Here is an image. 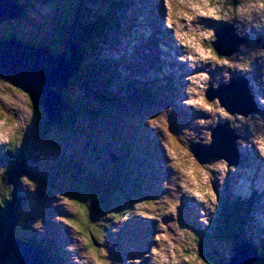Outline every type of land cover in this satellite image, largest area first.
I'll return each instance as SVG.
<instances>
[{
	"label": "rangeland",
	"instance_id": "1",
	"mask_svg": "<svg viewBox=\"0 0 264 264\" xmlns=\"http://www.w3.org/2000/svg\"><path fill=\"white\" fill-rule=\"evenodd\" d=\"M45 1H49L51 5H55L56 3L59 4V0ZM136 1L138 0H134L133 3ZM161 1L163 2V5L160 7V10H166V13L169 15L170 25L174 24L173 28L176 32L175 35L178 38L175 36H173V38H169L164 35L165 30L168 28V26L164 22L160 24V30L157 29L154 22H145V27L140 26L139 30L134 33V36L129 41L126 42L124 40H120L121 44H118V47L111 50L110 52L113 53L116 59L119 60L123 55L128 57L126 65H121V74L123 77L125 75H128L127 73L135 67L140 68V63L146 61L144 56H146V52L148 50L149 53L155 52L159 56V71L166 75L171 73V75H173L174 77H178L180 72L182 75L183 71L186 68V62L188 61L189 65L192 68L201 65V71L198 70L189 77L190 83L189 86H186L185 90L187 98L183 100V102L188 100L194 107V110L197 112L194 115L195 118L192 120V123L184 122L185 127L179 126V124H181L182 122L171 123L167 118V108L165 107L167 103L165 101L160 102L159 105L161 107H154L158 105V102H153L154 106L143 109L142 105L140 108L139 98L137 99L138 110H130L127 113L120 112V119L115 122L116 133L119 136H123L128 124V122H126L123 117L129 116V112L133 114V118L135 120H138V122L143 119L141 118L140 114L141 110L144 113L154 112L155 115L150 116V121L153 122L147 123V125H149L151 129V137L155 138L156 144H163V154L170 158V162L173 167V169L171 170L172 172H175L174 181H178L179 186L178 188L173 186V197L170 199L171 201H169V203H165V207L162 211L163 217L166 216L168 219L171 213L176 212V206L179 202V197H182L183 193L186 194L185 190L182 187V180H184L183 182L188 186H191L194 190L206 188L203 196L205 199V195L211 193L210 189L212 191L214 189L212 188L214 180L217 179L216 184L218 183L219 185L221 184L220 176L222 175V173L225 171L229 172L230 169L234 170V167H224L221 162L213 163L211 165L209 163L199 162L197 158L194 157V154L189 150L188 145L192 141H202L203 143L209 142L212 135L211 129H213L214 124H216L220 119L222 121H229L233 123L230 126L231 128L236 130V128L234 127V115H229V112L224 110V108L221 107L220 104H218V101L213 104L214 101L211 102V100H207L205 96L207 92L206 89L209 87V85H213L215 88H217L219 83L229 81V79L232 78V72L234 71H237L239 74L250 73V66L254 65V62L244 66L237 63L241 58V53L244 50L243 45H240V50L234 53L231 57H226L225 55L217 56L212 49L211 43L212 41L216 40L215 30L221 28L223 24L231 26L234 25L236 27V32H238L241 36L243 34L256 35L260 31L257 30L259 29V27H262L261 30H264V0H166L167 5L165 0ZM232 1H235L237 5H232ZM86 2L87 4H90L89 0H86ZM139 2H141V5L143 4L142 1ZM243 7L248 10H252L254 13V17H251V15L247 14L246 17L241 19L238 15L242 12ZM253 7H255L256 9H254ZM99 8L101 9L103 7ZM35 9L37 10V12L33 11V15L38 14V12H44V10H41L37 7H35ZM158 12L159 11H157V13ZM153 13H148V15L152 16ZM157 13L155 12V14ZM170 14L172 16H170ZM159 16L160 14L158 15V17ZM233 16H235V19ZM246 18L249 20H247ZM251 20L256 21L255 25L251 26L244 23H249ZM124 21L127 20L124 19ZM208 21H211L214 25H217L213 26L215 27V29L210 26V22ZM151 25L152 28L150 31H148L147 28ZM3 27L11 28V25L8 23H2L0 29ZM11 33L16 34L17 32L11 30ZM227 35L229 46L234 47L235 41L237 40L235 37L234 41L231 36H236V34L230 32ZM65 38L67 39L65 40V43L67 44L68 38ZM174 39L178 41L179 47H186L185 50L188 54L183 51V55H181L178 52V50L176 49L177 43H175ZM166 46L171 48L169 52L171 53V55H165ZM155 48L156 50L153 51ZM262 48V52L255 53L253 58L250 57V55H253V52H250L248 55L252 60L258 57L256 59V62L260 66L259 75H257L252 80L254 83V87H256L258 91H264V42L262 44ZM141 51H143V54H140ZM228 51H230V49ZM62 53H65V55H69L70 48L64 50ZM232 59L236 62L231 61ZM182 60L183 65L181 66ZM205 63L209 64V67ZM150 67V65H146L144 69H149ZM206 68L207 71H205ZM96 69L98 70V67ZM137 79L139 82V77ZM175 79H173V81L171 82H174ZM10 85L11 84L8 81L3 82L2 80H0V150H3L2 144H7L8 140L11 139L16 140V142L20 146L25 138L21 136L20 131L15 130L16 125L14 124V122L18 126H20V129L22 127L25 128L26 126L22 123H27L30 119L33 121L35 116L32 113V109L29 105L27 97L23 93L15 91L12 88V85ZM111 86L112 84H109V89L111 88ZM144 90L148 91V88L145 84ZM178 92L179 95H181L182 88L178 87ZM258 95L261 101L264 103V93H262V95ZM236 96L237 95L235 94L233 98L234 100H238ZM230 97V95H227L226 99L224 97L227 104L232 103ZM3 104L7 105L8 108H19L20 111L10 112L8 111V108L3 109ZM228 108L230 109L231 106H229ZM102 111L105 112L104 108H102ZM199 112L206 114L207 116H209V118H200L201 116H199ZM15 114H17L18 116L15 117ZM107 114L106 117L104 115L100 119V121L105 123L108 120H112L110 118V115L114 114V111H110ZM36 118L37 116H35V119ZM239 119L244 122L242 124V127L249 124L253 125V129L248 127L244 132L245 138L250 137V135L254 132L257 133V130H264L263 127H254L255 124L252 122H256L258 120L255 119L254 121H252L253 117H250L249 119H243L242 116H238V120ZM90 122H94V120ZM191 124L192 126L195 125L199 127H196L197 130L190 129L189 127L191 126ZM109 125H111V123ZM174 125L175 127L183 128V130L178 131L177 133L173 132L172 129ZM11 126L13 130L11 129ZM80 126L83 125L78 124V127L82 128ZM78 127L76 126V129H78ZM237 129L239 128L237 127ZM243 131L244 130H240V132L237 134L241 136L243 134ZM50 132L55 131L46 129V133ZM68 133L70 132H66L65 134L69 136L70 134ZM126 135H131V147L134 146V143H136L135 140L137 139L138 142H141L137 144V147L141 146V144L143 145L147 143V148H152L150 142L144 136H141L140 133L133 134L131 131H129ZM59 136L60 135L57 134V137ZM103 137L109 136L106 133L103 135ZM63 139L67 140V137L65 135L62 136L61 141L63 146H60L57 142V148H55L52 144H49L50 142L46 143L45 140L41 142L40 146L39 143L37 144V149H35L34 146H31L29 148V150H32L33 153H31L32 157H30L25 167H27L28 171L32 174L26 173L24 167H21L20 165L17 168H11L14 179L18 180L19 184L24 188L22 189V191L24 192L23 204L18 206L7 204L8 206H3V208H6L8 212L10 214L13 213V215L24 210L22 212V216L26 218L31 217L30 221L28 223L24 222L23 227H21V234L23 235V238L20 241L26 243V239L29 236L36 237L34 238V240L37 241V244L33 245L38 249V246L41 244V242H43V244H46L45 241H47V239L51 241L56 240L60 243L62 248L65 249L66 247V249H68L72 254V264H90L89 262H87H91L90 257L93 258V263L99 264H112L113 262L116 263V261V264H206L204 262L198 261L194 254V251L192 250L189 251L190 255H188L187 257L182 256V253L187 249L183 246H174L173 244H170L171 241H166V245H163L164 247L156 245V243H154L151 246L149 252L139 249L137 248V246L133 248L131 244L132 238L129 237L125 231H120V236L118 235V233H116V238L117 240H120V242L124 243L125 250L129 249V247H132L130 248V251H132L130 252V255H128V257L120 256L119 260H117V256L115 255L116 257L110 261V256H107L108 252L103 244H99L97 253L91 252V247H88L85 250V245L89 246L91 238L89 236V232L83 226L85 225V227H88L90 224L92 225L95 218L97 217H95L94 211L91 210L85 203L91 200L92 197L90 198L85 191H81L84 189V182L82 180L83 178L81 176L80 177L82 179L77 177V181L75 182H73L72 180L73 176L72 178L69 177L68 180L63 177L62 181L58 180V178H54L55 181H51L49 179V184L53 188V192H46V188L44 187L37 188V184H35L31 180V175L37 174L38 172L40 173L45 169L48 170L54 165H56L58 169V164L60 162H62V170L60 171V173H62L63 176L65 174L68 176V170L79 172L80 165L88 164L90 162L85 156V153L87 152L85 144L89 142L88 132L83 131L78 140H74V138H71L73 141V144H71V146L68 145V142L65 143ZM254 145H258V142H255ZM259 145L263 148L264 154V138L259 139ZM108 146L110 148V151H113L115 149V143L108 144ZM231 147L233 148L232 141ZM54 149L56 150L53 151ZM65 150H67L69 153L73 152L76 155V160L74 161L72 159H67V156L64 153ZM231 150L232 149H229L228 151ZM62 152L64 157L61 156ZM44 153L46 154L43 156L42 154ZM165 155L164 157L168 159ZM120 168L124 173V166H120ZM16 169L18 170V174L21 173L19 176L17 175ZM126 170L128 169L126 168ZM218 172H221L219 176L216 174ZM232 173L236 174L237 171L234 170ZM97 176L99 178H103V172H97ZM232 178L233 181L236 180V176L232 175ZM7 185L11 188V195H13V185L9 183V179ZM108 185H110V183H108ZM69 186H72L75 191H70V189L68 188ZM28 190L31 192L32 198L28 196ZM241 195H243V193ZM94 196L95 195L93 194V198ZM261 197L264 199V194H262ZM75 198L80 199L83 203L78 202ZM8 201L12 202V196L11 198H8ZM99 202L101 204L100 206L105 205L103 204L104 201L102 199ZM213 202L214 200L210 198V205ZM59 206L62 207V211L58 213L57 207ZM143 208L147 210L144 206ZM260 209L262 211L264 210V203L261 205ZM155 216L160 219V215L155 213ZM260 216V212L256 210L254 227L250 232H255L257 226L264 229V213L262 214V220ZM47 217H50L52 220L58 221V223H56L57 234L53 239H50L49 236L54 229L48 231L46 227H41L38 222L40 219H45ZM13 226L14 224L12 225V227ZM81 232H83V234ZM160 234L162 235L163 233L160 232ZM172 238L177 240L176 236H173ZM126 240L129 241L126 242ZM185 246L187 248L189 247L191 249H195L194 244H192L190 241H188V244ZM81 252L83 254H79ZM52 254L53 251L51 246L49 249L44 250V256H42V260L44 257L46 261H43V264L56 263V259H54V256ZM76 255L79 258H77ZM228 255L229 254H227V256ZM260 264H263V262H260Z\"/></svg>",
	"mask_w": 264,
	"mask_h": 264
},
{
	"label": "trees",
	"instance_id": "2",
	"mask_svg": "<svg viewBox=\"0 0 264 264\" xmlns=\"http://www.w3.org/2000/svg\"><path fill=\"white\" fill-rule=\"evenodd\" d=\"M13 2H15L16 0H11ZM24 8V12L22 14V16L20 17V19L18 20H13L10 21L12 22V24H19V21L24 22L27 21V19H29V17L27 16L26 13V6H23ZM78 13V12H77ZM66 18V27H67V31L69 32V35L71 37H75V40H78V42L82 45V48L84 50V58H83V64L81 65L80 68V73H79V82L78 84L76 82H71V86H82L83 88H85L87 91H89V87H84V84H82V81L86 80V78L92 83V80L97 84L100 85L103 83L104 79L102 76H98V75H94L93 74V67L90 66L89 63H86L88 61V58L90 57L89 55H91V53L93 52L94 49V40L98 41V40H102L103 38V34L105 33V31H109V26H110V22H104L106 20H104L103 22H101L98 26H96L95 24H93L92 22H90L89 20L82 22L80 20H73L69 15H65ZM10 24V23H9ZM115 26H118V22L115 23ZM23 31H18L17 30V34L16 36L21 38L26 44H33V45H37L39 44H58L62 42V39L60 36H58V34L56 32L52 33L48 32L46 29H44V33L45 35H41L40 34V39H39V35H35L34 34V28L31 27H21ZM44 26H40V29H43ZM39 34V33H37ZM92 35H95L94 37ZM8 36L4 33H0V39L2 40H8ZM97 46V44H96ZM97 49V47H96ZM95 68H97L96 66H94ZM116 68V67H115ZM97 80V81H96ZM77 84V85H75ZM72 88V87H71ZM108 86L104 85V89L107 90ZM90 92V91H89ZM92 92V91H91ZM107 92H110L109 90ZM66 95H70V93L68 91H66ZM68 99V98H67ZM72 102V104L70 105L69 109H73V113L75 112V114H71L72 115V119L70 120L71 123L68 121L64 122V124L61 127H53L52 125L48 124L46 117L44 116V114L42 113L43 111H41V107H37L34 104L30 103V107L34 109V115L37 116V118L35 119L34 116V120L32 121L31 119L27 122V123H22L23 125H25V128H21L20 126H18L15 122L14 124L16 125L15 130L20 131L21 136H23L25 139L22 142V144L19 146V144L16 142V140H8L9 146L6 150V154L5 157H3V155H1L0 158V164L1 165H6L7 167L3 168V170L0 171V206L2 205L1 203H4V201H8V198H11V188L7 185L8 184V177H9V172L11 173V168L13 166V163H22L24 165H26V163L29 161L31 156V153H33L32 150H29V148L31 146H34L35 149H37V147H35L36 142L43 141V140H47L51 137V133H46V129H49L51 131H56L57 129L61 130L60 131V135H66L67 140H64V142H68V145L71 146V144H73L72 139L65 134L66 132H70L68 134H70L71 137L74 138V140H78V138L80 136H74L72 134V126L74 124V119H78L79 117H81L80 114L83 113L84 110H86L85 112V117L88 113V111L90 112L91 106H89L88 103H86V106L82 104L81 101H77L75 99H71L70 100ZM95 114H97V110H95ZM98 114H101V111H98ZM97 114V115H98ZM107 113L104 112V115L106 116ZM108 115V114H107ZM115 116V114H111L110 118L112 119ZM99 118H102V116H100ZM141 118H145L148 119L150 118V116H145V117H141ZM133 119V118H131ZM110 128L112 130H114L113 126H110ZM71 130V131H70ZM114 133V131H113ZM92 136V141L94 140L95 142H97L96 137H99L97 135L96 131H93L91 133ZM96 136V137H95ZM141 136L146 137V135L141 134ZM117 138L119 139L120 137L118 135H116L114 137V141L117 140ZM123 137H121L122 139ZM53 141V139H51ZM34 142V143H33ZM93 142H90V144H92ZM129 144L127 143H123L120 149L121 153H125L126 151H128L129 149ZM89 151L92 150V147L88 148ZM145 151H149V149H146ZM130 152H131V148H130ZM73 153V152H72ZM8 154V156H7ZM129 162L131 163V158L128 159ZM101 164L104 165V167L109 168L113 173H117L119 174V178H117L115 180V183L113 185V191L111 193H107L106 197H109L108 201L109 202H113L115 200L116 206L117 208H112L114 205L113 204H109L112 207L108 208L105 205L100 206L101 204H96L98 201L96 202V198H93L91 200H89L88 202H85L86 205L91 209L94 210L95 213V220L92 223V225L90 224L88 227L84 228L89 232V236L93 241H90L89 247H94L93 243L96 242V240L99 242H102L104 244V228H107L108 225L106 223L100 222L101 221V217L102 215H104L105 213L108 215H111L112 217H114V215L116 214V216H122L125 212H127V210L131 211L133 209H135L138 206V201L137 200H133L131 198L128 197V188L129 186L126 185L125 183H122V181L124 179H126V177L128 176V174H120V171L118 169H116L113 165L107 164L106 162H101ZM121 165L126 167V158L123 157L121 158ZM52 170L48 171L51 172ZM32 174V173H31ZM61 174L60 170H56L55 172V176ZM63 176V175H62ZM73 176V182L77 181L76 175L73 171L68 170V176L65 174L63 177H65L67 180L69 177L72 178ZM114 176V175H112ZM47 178H43L42 183H46L44 181H47ZM70 180V179H69ZM69 183V182H68ZM101 190L99 189L98 192H100ZM94 192V191H93ZM87 193V195L93 193ZM21 193V192H18ZM119 199V200H118ZM105 202V201H104ZM83 203V202H82ZM234 205H236L237 207H240L241 204L239 202H234ZM94 207V209H93ZM107 209H109V211L107 212ZM24 211V210H23ZM22 211V212H23ZM22 212H17L18 215V220L16 223V229H19V226L23 227L24 221L26 219V217L22 216ZM30 219V218H28ZM99 219V221L97 220ZM116 219V217H115ZM238 219H237V215H227V213L224 211L223 214H221V217L219 219L220 222V227L218 229V221L217 224L215 223L214 226L211 227V233L213 235L214 243H212L213 239L209 240V242L211 244H205L202 246L208 250H212L213 253L210 256L209 259V263H215V264H224V262L219 261L218 257H220L222 259L225 258L224 257V249L223 248H219L216 246L215 242H218V244L222 245L223 242H229L232 241L233 239L236 240L238 239V241L240 242L241 240H247L248 237H246V230L245 228H241L240 223H237ZM239 222V221H238ZM39 223H41L39 221ZM26 227V226H24ZM95 236V237H94ZM197 235H195L196 237ZM232 236V237H231ZM30 240V243L32 244H37L36 240H32L30 238H27ZM96 239V240H95ZM35 241V242H34ZM211 245V246H210ZM264 256V254H262Z\"/></svg>",
	"mask_w": 264,
	"mask_h": 264
},
{
	"label": "water",
	"instance_id": "3",
	"mask_svg": "<svg viewBox=\"0 0 264 264\" xmlns=\"http://www.w3.org/2000/svg\"><path fill=\"white\" fill-rule=\"evenodd\" d=\"M8 6L10 4L7 0H0V23L19 17V13L4 14L3 10ZM214 46L221 54H226L221 50L219 41L214 43ZM80 63L79 48L74 43L70 44L69 55H54L50 48L25 46L16 39L0 48V76L27 94L35 106L41 107L47 113L51 125H59L62 122L64 111L67 109L63 90L68 86L69 79L78 71ZM231 90L235 92V87L231 86L227 92ZM218 96L224 98L221 93H218ZM207 98L212 101L216 96L208 92ZM230 98L235 102L232 99L234 96ZM239 98L242 100L244 96L239 95ZM221 100L222 105L228 108V104ZM219 133L213 132V141L204 150L201 148L198 152L195 148L192 149L201 163L220 160L231 148L227 139L221 138ZM16 217V214H10L6 208L0 209V264H43L40 250L35 246L29 250L27 243L11 238ZM258 259L257 256L235 248L230 261L231 264H253Z\"/></svg>",
	"mask_w": 264,
	"mask_h": 264
},
{
	"label": "bare ground",
	"instance_id": "4",
	"mask_svg": "<svg viewBox=\"0 0 264 264\" xmlns=\"http://www.w3.org/2000/svg\"><path fill=\"white\" fill-rule=\"evenodd\" d=\"M20 5H21V7L23 8V6H24V4L22 3V0L20 1ZM129 9V8H128ZM245 25V24H244ZM230 28H233V26H231V25H228ZM233 31V30H232ZM251 31V30H250ZM249 31V32H250ZM233 32H236V30H235V28H234V31ZM248 32V33H249ZM252 32V31H251ZM237 96H236V98L238 99V100H236V101H238V102H240V98H239V96H238V94H236ZM252 111H254V112H256L254 109H251ZM258 113V112H257ZM259 114V113H258ZM255 119H257V118H255V117H253V119H252V121H254ZM258 120V119H257ZM231 124H233V123H230V125ZM254 124H255V121H254ZM231 132L233 131V130H230ZM245 136V135H244ZM136 141V143H134V146H132V147H137V144L138 143H141L140 141L138 142L137 141V139L135 140ZM147 143L146 144H141V146H139V147H144V148H147ZM0 158H1V156H0ZM234 196H236V195H234ZM253 198L254 199H256V197H255V192H254V196H253ZM237 201V200H236ZM247 201L249 202V198H247ZM248 219V218H247ZM147 240V239H146ZM40 251H41V253H43V250L42 249H39ZM44 256V255H43Z\"/></svg>",
	"mask_w": 264,
	"mask_h": 264
}]
</instances>
